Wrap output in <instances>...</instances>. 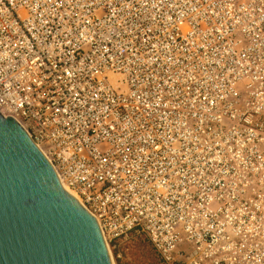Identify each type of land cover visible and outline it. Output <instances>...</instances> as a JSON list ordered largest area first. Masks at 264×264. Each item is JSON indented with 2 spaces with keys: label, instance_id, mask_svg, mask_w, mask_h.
Listing matches in <instances>:
<instances>
[{
  "label": "built area",
  "instance_id": "built-area-1",
  "mask_svg": "<svg viewBox=\"0 0 264 264\" xmlns=\"http://www.w3.org/2000/svg\"><path fill=\"white\" fill-rule=\"evenodd\" d=\"M0 113L113 264H264V0H0Z\"/></svg>",
  "mask_w": 264,
  "mask_h": 264
},
{
  "label": "water",
  "instance_id": "water-1",
  "mask_svg": "<svg viewBox=\"0 0 264 264\" xmlns=\"http://www.w3.org/2000/svg\"><path fill=\"white\" fill-rule=\"evenodd\" d=\"M0 264H113L95 218L23 127L1 113Z\"/></svg>",
  "mask_w": 264,
  "mask_h": 264
},
{
  "label": "rangeland",
  "instance_id": "rangeland-1",
  "mask_svg": "<svg viewBox=\"0 0 264 264\" xmlns=\"http://www.w3.org/2000/svg\"><path fill=\"white\" fill-rule=\"evenodd\" d=\"M121 247V258L116 264H161L149 242L142 237H130Z\"/></svg>",
  "mask_w": 264,
  "mask_h": 264
},
{
  "label": "bare ground",
  "instance_id": "bare-ground-1",
  "mask_svg": "<svg viewBox=\"0 0 264 264\" xmlns=\"http://www.w3.org/2000/svg\"><path fill=\"white\" fill-rule=\"evenodd\" d=\"M64 189L66 190V191H68L71 195H73L75 198H76V195L71 191V190H69L67 187H65L64 186Z\"/></svg>",
  "mask_w": 264,
  "mask_h": 264
}]
</instances>
